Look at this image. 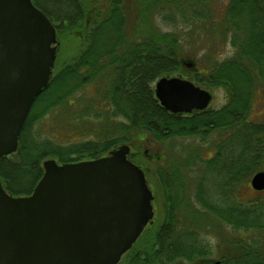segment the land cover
<instances>
[{
  "label": "trees",
  "instance_id": "obj_1",
  "mask_svg": "<svg viewBox=\"0 0 264 264\" xmlns=\"http://www.w3.org/2000/svg\"><path fill=\"white\" fill-rule=\"evenodd\" d=\"M33 1L52 20L58 36L77 33L83 49L56 74L54 70L50 86L36 102L64 75L73 80V86L40 113L32 108L18 151L2 159L6 189L14 195L30 194L44 173L47 158L59 162L98 158L147 135L157 142L193 138L202 146L209 145V151L204 157L197 147L188 158L216 168L226 191V204L219 206L217 199L203 194L206 178H200L195 202L237 231L264 235L262 196L248 201L238 198L243 184L264 171V122L253 118L255 106L264 97V0H103L98 8L93 0H66L73 11L69 7L61 14ZM158 17L169 30L153 25ZM196 28L220 36V41L232 46L233 55L216 61L205 55L207 63L200 67L191 62L189 68L181 58L180 31ZM102 32L105 42L100 40ZM186 71L195 84L222 90L223 106L186 116L162 107L155 99L156 82ZM89 88L94 89V106L104 107L96 110L97 119L88 128L96 132L98 120L107 124L99 138L69 144L49 137L38 140L36 135L30 139L36 123L50 110ZM157 172L166 200L165 218L144 230L120 264H198L201 258H211L204 227L190 226L193 218L206 213L190 207L179 168L161 164ZM220 258L226 260L224 264H264V246L256 238L238 236L227 242Z\"/></svg>",
  "mask_w": 264,
  "mask_h": 264
},
{
  "label": "water",
  "instance_id": "obj_2",
  "mask_svg": "<svg viewBox=\"0 0 264 264\" xmlns=\"http://www.w3.org/2000/svg\"><path fill=\"white\" fill-rule=\"evenodd\" d=\"M59 44L33 0H0V264H120L154 218L155 196L130 145L92 159L47 158L28 195L10 193L2 181V159L18 151ZM155 99L172 113L193 114L211 105L213 93L183 75L164 76ZM250 182L264 191V171Z\"/></svg>",
  "mask_w": 264,
  "mask_h": 264
},
{
  "label": "rangeland",
  "instance_id": "obj_3",
  "mask_svg": "<svg viewBox=\"0 0 264 264\" xmlns=\"http://www.w3.org/2000/svg\"><path fill=\"white\" fill-rule=\"evenodd\" d=\"M46 8L55 14H61L67 11L71 7L66 0H39ZM103 0H93L98 5H102ZM105 7H102V10ZM73 11V8L71 7ZM99 11V9H97ZM99 17V16H98ZM153 25L162 31L169 30L167 26L159 17L153 19ZM181 35V54L182 61L186 65L193 62L194 65L203 66L207 63L205 55L216 61L219 58H227L233 55L234 49L225 41H220V36L213 34L206 30H200V28L190 29L184 33L180 31ZM105 36L103 32L100 35L101 42H105ZM60 42L58 47V54L56 60L55 74L58 70L62 69L65 64L71 63L72 60L78 56L83 49V42L79 39L77 33L62 34L58 36ZM225 42V43H224ZM190 68V67H189ZM187 71L184 72L183 77L188 78ZM178 76V75H174ZM74 82L68 76H63L36 102L33 107V112L40 113L48 104L57 101L61 96L65 95L67 91L73 86ZM210 91V90H209ZM213 93V101L208 108L218 109L225 103L226 97L222 90L211 91ZM94 89L91 92H81L75 94L71 98L73 100L70 103L69 99L65 100L66 103H61L55 109L50 110L40 121L35 125V129L32 132L30 139L38 140L41 138H52L54 141L62 144H69L80 139L91 140L93 137L99 138L101 131L107 129V124L102 121L97 122V131H89V122L95 120L94 113L96 110H102L104 107L94 106L95 101ZM88 104H87V103ZM207 108V109H208ZM257 115L253 118L258 122H264V97L259 100L255 106ZM88 112V113H86ZM103 120V119H102ZM101 123V125H100ZM99 134V135H98ZM122 145V144H121ZM131 147V159L146 171L149 187L151 188L155 199L153 201L154 218L152 225H160L166 213V200L164 191L158 176V167L163 165L170 166L174 164L182 173L183 181L186 185V196L191 203V208L194 207L197 212L203 211L200 205L195 202V191L197 188L196 183L200 181V178H206L202 183L203 194L210 195L217 199L219 206L224 207L226 204V191L224 181L221 178V173L216 168H208L203 163L197 161H191L188 158V153H195L194 149L197 147L200 149L204 157L207 156L206 150L209 145L202 146L198 139H172L165 142H157L151 135H147L142 140H136L133 143L128 144ZM213 148V146L211 145ZM212 151V150H210ZM109 153V152H108ZM107 153V154H108ZM227 154V150L225 151ZM106 154V155H107ZM151 154H154L153 156ZM190 156V155H189ZM209 156V155H208ZM187 161L190 162L186 163ZM56 159V158H55ZM91 159V158H86ZM59 161V160H58ZM252 178V177H251ZM251 181V179H250ZM198 189L201 190V185H198ZM241 193V194H240ZM238 194V198L242 201H248L255 199L258 196H262L264 199V191H257L251 186V182H246L242 186V191ZM264 208V206H263ZM264 212V209H263ZM206 213L203 211V214ZM149 226V225H148ZM190 226H194L202 229L204 227V239L211 245L212 255L211 258L216 259L222 255L227 249V242L238 236H243L248 239L256 238L261 242V246H264V235L259 233H246L243 230H235L232 226L225 225L217 216L206 213V215H200L197 218H193ZM147 228V227H146ZM145 228V229H146ZM248 241V240H246ZM134 247V246H133Z\"/></svg>",
  "mask_w": 264,
  "mask_h": 264
},
{
  "label": "flooded vegetation",
  "instance_id": "obj_4",
  "mask_svg": "<svg viewBox=\"0 0 264 264\" xmlns=\"http://www.w3.org/2000/svg\"><path fill=\"white\" fill-rule=\"evenodd\" d=\"M189 67H193V65L192 66H189ZM179 75H182V74H179ZM91 90H92V88H89L87 91H85V92H91ZM82 92H84V91H82ZM79 94L81 93V91L80 92H78ZM77 93V94H78ZM72 97V96H71ZM69 98V101H70V103H72L73 102V100H72V98ZM94 98H95V101H96V97L94 96ZM95 101H92V102H95ZM87 103V102H86ZM88 104V103H87ZM94 104V103H93ZM186 116L187 114H185V113H183V116ZM132 153V152H131ZM131 153L129 154V157L131 158ZM214 153H212V155H213ZM152 156L154 155V154H151ZM162 165H163V163H162ZM150 225H152V223H150L149 224V226ZM148 227V226H147ZM226 262V260L225 259H222V258H216V259H213V258H201V259H199V262H198V264H224Z\"/></svg>",
  "mask_w": 264,
  "mask_h": 264
}]
</instances>
